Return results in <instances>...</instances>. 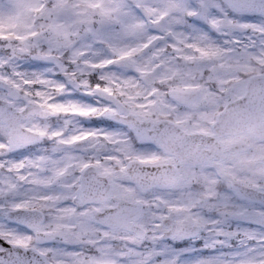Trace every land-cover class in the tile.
Instances as JSON below:
<instances>
[{
    "label": "snow or ice",
    "instance_id": "6c2138e0",
    "mask_svg": "<svg viewBox=\"0 0 264 264\" xmlns=\"http://www.w3.org/2000/svg\"><path fill=\"white\" fill-rule=\"evenodd\" d=\"M246 132L264 0H0V264H264Z\"/></svg>",
    "mask_w": 264,
    "mask_h": 264
},
{
    "label": "flooded vegetation",
    "instance_id": "af4514ba",
    "mask_svg": "<svg viewBox=\"0 0 264 264\" xmlns=\"http://www.w3.org/2000/svg\"><path fill=\"white\" fill-rule=\"evenodd\" d=\"M229 148L239 159L250 161L254 153L264 152V143H261L253 133L246 132L230 138Z\"/></svg>",
    "mask_w": 264,
    "mask_h": 264
},
{
    "label": "water",
    "instance_id": "95a60500",
    "mask_svg": "<svg viewBox=\"0 0 264 264\" xmlns=\"http://www.w3.org/2000/svg\"><path fill=\"white\" fill-rule=\"evenodd\" d=\"M237 107L240 108L241 110H243L244 107H245V105H244V103H240V104L237 105ZM226 126H227V125H226ZM226 131H228V129L225 127V128L223 129V132H222L221 134L225 133Z\"/></svg>",
    "mask_w": 264,
    "mask_h": 264
}]
</instances>
